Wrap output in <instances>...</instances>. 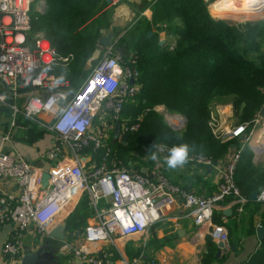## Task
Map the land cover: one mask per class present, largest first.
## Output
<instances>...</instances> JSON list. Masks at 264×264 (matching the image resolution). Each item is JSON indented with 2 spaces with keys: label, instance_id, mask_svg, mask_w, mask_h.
<instances>
[{
  "label": "built area",
  "instance_id": "2783aa9c",
  "mask_svg": "<svg viewBox=\"0 0 264 264\" xmlns=\"http://www.w3.org/2000/svg\"><path fill=\"white\" fill-rule=\"evenodd\" d=\"M38 1L43 2L0 0V80L3 89L0 102L7 101V89L16 99L20 87L32 86L40 93L27 98L23 113L32 120L43 112L52 114L54 120L46 127L55 133V141L46 153L52 161L48 169L35 166L21 156H12L0 147V179H14L21 188L14 205L12 195L7 197L0 193V227L8 223L15 225V232L4 245V254L17 257L22 253L25 233L32 224L42 235H50L58 217L70 206L74 207L76 197L83 192L90 197L96 221L86 226L83 244L63 241L60 249L86 264H111L109 254L95 253L91 244L110 241L116 235L131 237L146 233L179 199L191 208L200 231L207 232L217 242L227 243L229 232L224 225L214 221V213L217 203L228 197H234L238 203L247 201L236 182L242 149L234 147L231 155L219 160L188 153L185 164L211 168L216 173L219 186L211 195L197 194L181 187L162 170L150 176L125 166L118 151L98 129L95 118L111 115L124 134L140 129L145 112L134 121L122 117L124 105L141 90L138 83L140 72L134 66L137 55L126 59L112 45L103 48L104 53L91 73L75 93L69 94L62 90L64 83L55 75L42 71L57 61L67 63L73 56H60L43 32L31 37V13L33 4ZM121 1L111 0V3L117 5ZM170 44L175 45L174 38ZM99 45L103 47L101 43ZM11 106L15 113L19 111L16 105ZM154 109L169 111L164 105ZM166 117L178 129L186 119L181 113L167 114ZM261 118L259 113L251 122H242L215 134L223 142L244 136L248 141ZM251 124L252 130L248 131ZM5 138L9 139V136ZM170 149L165 144H158L155 152L167 157ZM85 150L98 154L100 162L85 166ZM45 171L50 175L46 187L42 184ZM258 199L264 202V185ZM146 264L156 262L149 260Z\"/></svg>",
  "mask_w": 264,
  "mask_h": 264
},
{
  "label": "trees",
  "instance_id": "16d2710c",
  "mask_svg": "<svg viewBox=\"0 0 264 264\" xmlns=\"http://www.w3.org/2000/svg\"><path fill=\"white\" fill-rule=\"evenodd\" d=\"M44 1L45 10L32 14V30L44 31L60 56H73L67 63L48 65L47 70L79 87L88 76V61L102 30L112 24L113 7L107 0ZM208 5L206 0H155L150 5L151 18L135 22V36L126 46L128 58L130 52L137 55L134 66L140 72L141 90L124 105L122 117L134 121L145 113L140 129L128 133L126 143H113L126 165L131 153L144 156L158 144L171 148L187 144L188 153L219 160L229 152L232 141L221 142L213 133L214 101L233 96L241 123L251 122L264 107V19L230 22L212 16ZM161 31L174 38L173 47L160 44ZM159 105L184 114L185 128L177 131L168 125L154 109ZM263 180V170L238 165L236 182L242 195L250 197ZM206 248L201 264L218 262L217 243L210 235ZM244 264H264V239Z\"/></svg>",
  "mask_w": 264,
  "mask_h": 264
},
{
  "label": "crops",
  "instance_id": "0c3cea01",
  "mask_svg": "<svg viewBox=\"0 0 264 264\" xmlns=\"http://www.w3.org/2000/svg\"><path fill=\"white\" fill-rule=\"evenodd\" d=\"M154 1L122 0L117 5L110 3L114 10L112 24L110 28L102 30L101 37L112 34L111 45L116 48L117 44H119L122 48V39L125 31L136 24L135 22L140 18H151L152 10L150 5ZM36 3V11L45 10L46 4L44 0ZM38 32L45 33L41 30H32L30 35ZM166 36L169 38L167 31L159 32L160 40H166ZM100 39L94 56L88 61V75L104 53L106 46L100 42ZM118 52L122 54V52ZM132 55L134 54L130 52L129 57ZM42 71L50 73L43 68ZM59 81L64 83L61 86L62 90L67 91L69 94L75 93L82 85L73 87L69 79ZM65 83L67 84L65 85ZM0 91H3L1 80ZM6 92L8 93L7 101L0 102V147H3L12 156H21L35 166L48 169L52 161L47 158L46 153L55 141V133L49 130L46 125L52 123L54 116L43 112L35 120H32L24 115L23 109L27 98L33 94L40 93L38 90L34 91L32 86L20 87V94L16 99L13 98L9 89ZM213 104L214 110L217 111L216 114L220 118H225L228 112H232L233 105L231 102H228L225 106V116L223 114L224 109L219 104L216 105L220 106V109L216 107L215 103ZM11 105H16L19 111L15 113ZM112 120L111 115L95 118L98 129L105 135L112 146L114 142L123 141V143H126L123 139L125 134L121 131V127L119 134H116L118 123H114ZM254 129L250 140L247 141L245 136L233 140L231 148L225 156L231 155L234 147H240L242 154L238 165L241 168L247 167L250 170L261 169L264 171V139H262L263 135L258 138L260 130ZM6 136H9V139H6ZM258 147L260 151H257ZM261 147L263 148L262 151ZM83 155L86 160H84V164L87 167L92 166L93 162H100V156L90 150H85ZM128 157L131 159L128 165L122 160L125 166L150 176L155 174L156 171L162 170L172 182L197 194L211 195L218 189L219 179L213 169L196 164H184L182 167L177 166L176 169H169L165 162L166 157L158 155L155 152V148L151 153H147L144 156H140L135 152ZM263 185L264 180L261 187ZM0 193L5 194L7 197L12 195L14 199L11 203L14 205L21 194V188L14 179H0ZM250 197H246L247 201L244 203H238L234 197H228L224 201L217 203L214 221L227 228L229 240L222 249L220 256H216L220 260L215 264H244L260 247L264 238L259 239L257 228L260 226L264 227V202L258 198L253 200ZM73 204L75 205L74 207L70 206L58 217L55 226L66 223L67 239L64 241L81 245L84 241L86 226L96 221V212L86 192L79 193ZM71 207L73 208L71 209ZM14 232V223H8L0 227V264H86L85 261L75 257L73 254L61 251L60 247L63 240H58L51 235H42L34 224L30 225L25 233L22 253L17 257L6 256L4 254V245ZM70 233H72L71 236ZM207 235V232L200 231L195 224L191 208L187 207L183 200L179 199L172 207L164 211L163 216L146 233L131 237L116 235L110 241L91 244V248L97 254L107 252L111 264H126L127 262L146 264L149 260H154L156 264H201L203 253L207 250ZM214 241L217 243L219 250L218 242Z\"/></svg>",
  "mask_w": 264,
  "mask_h": 264
},
{
  "label": "rangeland",
  "instance_id": "374dc122",
  "mask_svg": "<svg viewBox=\"0 0 264 264\" xmlns=\"http://www.w3.org/2000/svg\"><path fill=\"white\" fill-rule=\"evenodd\" d=\"M206 1L209 4L208 5L209 6V10H210V12L212 11L211 14L214 17L222 18V19H225V20L230 21V22H243V21H247V20H257V19L254 18L255 16H257V14L251 12V10H252L251 7H253V5L251 6V4H249L247 1H244V0H232L234 2V4L236 5L235 6V10H228L227 12L225 11V12H222V13L215 12L217 14H221V16H215V13H214V11H215L214 7L220 0H206ZM258 2L262 6L260 8L259 7H256V8L259 9V10L262 9V8L264 9V0H258ZM210 7H211V9H210ZM35 8H37V3L33 4V9H32V13L31 14L36 12ZM253 9H255V8H253ZM255 11H257V10H255ZM258 19H264V11H263V14ZM136 27H137V24H134L128 30H126L125 33H124L123 39H122V48L119 46V44H117V46L115 48L117 51L122 52V55L125 58H126V55L128 56L126 44L130 42V39L132 38V36L133 37L135 36ZM31 37H33V33H31ZM167 38L168 37L166 36V40L165 41L167 43H170L173 40L172 37H169L168 39ZM117 47L121 48L122 51H121V49H119ZM96 59H97V57H96ZM43 69L47 70V67H45ZM228 102L232 103L233 109H232V112H228V114L225 116V113H226V107L225 106H226V104ZM214 103H215V105L219 104L221 106V108L224 109L223 114L225 116V118L224 117L220 118L219 115L216 114L217 111L214 110V104H213V109H212L213 112H212V115H211L210 126H211L214 134L216 133L218 135V133L227 131V130L231 129L233 126H236L237 124L241 123L240 120H239L238 115L234 111V99H233V96H223V97L217 98L214 101ZM220 106L216 105V107H219V109H220ZM166 110H168V109H166ZM157 112H159L163 116V118L168 123V125H170L174 130L182 131L185 128L187 121L184 123V125L181 127V129H178L177 127H174L170 123V121L167 119L166 115L167 114L168 115L174 114L173 112H170V111H168V112H166V111H157ZM183 116H185V115L183 114ZM185 118H186V116H185ZM262 128H264V117L263 116L261 118V122L257 125V127L254 130H257V129L261 130ZM216 134H215V136L217 137ZM218 139L221 142H223L221 140V138H218ZM262 139H264V137H262ZM116 150L118 151V149H116ZM197 154H200V153H197ZM200 155H204V154H200ZM204 156H209V155H204Z\"/></svg>",
  "mask_w": 264,
  "mask_h": 264
},
{
  "label": "water",
  "instance_id": "95a60500",
  "mask_svg": "<svg viewBox=\"0 0 264 264\" xmlns=\"http://www.w3.org/2000/svg\"><path fill=\"white\" fill-rule=\"evenodd\" d=\"M107 2L110 4L111 3V0H107ZM263 14V12H262ZM262 14H257V16H255L254 18L255 19H258ZM152 34H153V31L151 30L148 34V36L151 38L152 37ZM114 36V35H113ZM111 38H112V34L111 35H107V36H103L101 37L100 39V42L103 43L106 47L110 46L111 45ZM165 40H160V44H163ZM134 81L131 80V83H133ZM260 115L264 117V107L261 109L260 111ZM187 121V118L185 119V122ZM120 132V124L118 123L117 125V131H116V134H119ZM123 139L124 141H126L128 139V135L125 134L123 136ZM257 151H260V148L258 147ZM49 173L47 171H45L43 173V180H42V184L44 187H46L48 184H49ZM262 190V187H260L258 190L254 191L252 194H251V199L253 200H256L258 198V194L259 192ZM66 226L67 224L66 223H62V224H59L57 226H55L50 235L58 240H66L67 239V233H66ZM257 233H258V237L259 239H263L264 238V227L263 226H260L257 228ZM72 235V233H70V236ZM218 246H219V250L216 254V256H220L221 252H222V249L226 246V242H223V241H218Z\"/></svg>",
  "mask_w": 264,
  "mask_h": 264
},
{
  "label": "clouds",
  "instance_id": "9594fccd",
  "mask_svg": "<svg viewBox=\"0 0 264 264\" xmlns=\"http://www.w3.org/2000/svg\"><path fill=\"white\" fill-rule=\"evenodd\" d=\"M81 99H83V97H81ZM169 151L170 154L165 158L166 165L169 169H176L177 166L182 167L187 162V158H188L187 144L173 146Z\"/></svg>",
  "mask_w": 264,
  "mask_h": 264
},
{
  "label": "bare ground",
  "instance_id": "6f19581e",
  "mask_svg": "<svg viewBox=\"0 0 264 264\" xmlns=\"http://www.w3.org/2000/svg\"><path fill=\"white\" fill-rule=\"evenodd\" d=\"M244 1H247L249 4H251V6L253 5V8H255V9H253V8H251L250 10H251V12H253V13H256V14H262V12L264 11V9L262 8V9H258L257 10V8L256 7H259L260 8V4H259V2H258V0H244ZM235 4H234V2L232 1V0H220L216 5H215V7H214V9H215V11L216 12H220V13H222V12H227L228 10H235ZM262 6V5H261ZM255 10H257V11H255ZM215 16H221V14H219V15H215ZM226 16V15H225ZM263 135V137H264V128H262L259 132H258V138L260 137V136H262ZM257 137H256V139H257ZM255 139V140H256ZM256 146V145H255ZM264 146V145H263ZM262 146V147H263ZM261 147V151L263 150V148Z\"/></svg>",
  "mask_w": 264,
  "mask_h": 264
}]
</instances>
